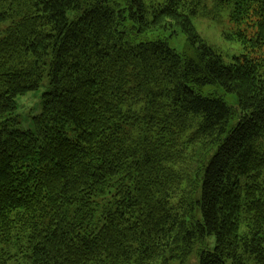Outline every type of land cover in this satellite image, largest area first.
I'll return each mask as SVG.
<instances>
[{
  "label": "trees",
  "instance_id": "16d2710c",
  "mask_svg": "<svg viewBox=\"0 0 264 264\" xmlns=\"http://www.w3.org/2000/svg\"><path fill=\"white\" fill-rule=\"evenodd\" d=\"M206 1L0 0V264H264V0ZM229 4L226 64L191 19Z\"/></svg>",
  "mask_w": 264,
  "mask_h": 264
},
{
  "label": "rangeland",
  "instance_id": "374dc122",
  "mask_svg": "<svg viewBox=\"0 0 264 264\" xmlns=\"http://www.w3.org/2000/svg\"><path fill=\"white\" fill-rule=\"evenodd\" d=\"M146 6H156L164 2V0H143ZM206 6L211 7L212 3L210 0L205 2ZM232 4L226 5L223 8L214 12L210 17H194L191 19L195 30L201 39L209 46L214 48L218 54L222 57L226 64H230L233 57L240 56L245 52L241 43L232 39L230 36L236 34L235 32L239 29L234 23L231 22L230 15L232 12ZM80 17V13L69 12L67 13L68 21H75ZM246 28L241 26V29ZM254 30L247 29L248 37ZM168 38V43L171 48L182 51L184 48L185 40L179 32L170 30L165 34ZM49 90L48 78L45 76L39 85V88L33 92H29L23 96H19L16 99V112L15 115L18 118L17 128L20 131H32L33 124L32 118L39 115L42 110L41 100L42 95ZM206 91H213L219 93V95H225L224 98L231 105H236V97L231 94H224L221 90H215V88H207ZM72 125L68 124L65 128V133L69 138H73L76 134L73 133ZM215 246L214 236L207 237L205 248L212 251ZM198 246L196 247L193 254L185 261H172L169 264H198Z\"/></svg>",
  "mask_w": 264,
  "mask_h": 264
}]
</instances>
